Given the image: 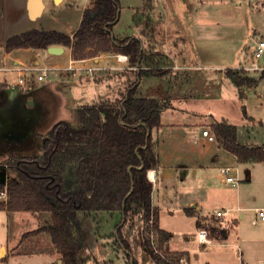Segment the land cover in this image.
Segmentation results:
<instances>
[{"label": "crops", "instance_id": "1", "mask_svg": "<svg viewBox=\"0 0 264 264\" xmlns=\"http://www.w3.org/2000/svg\"><path fill=\"white\" fill-rule=\"evenodd\" d=\"M77 1L38 0L32 5V12L35 13L32 16L30 0H0V23H3L7 31L14 30L0 40V66L22 64L27 68L49 70L46 79L41 82L31 81L25 90L15 92L5 87L0 91V108L11 101L14 104V100H21V97L27 98L26 103L30 108L36 107V103L41 105L36 115L37 119L34 124L32 123L34 151L37 135L45 134L59 121H68L67 117H74L77 108L100 100L115 101L124 94L127 95V80L133 79L135 72L140 71L139 67L120 61L118 59L120 54L114 53H101L94 58L73 60L72 49L62 45H56L64 49L63 53L58 55L50 54L47 50L32 48L16 49L10 53L5 51V43L10 37L34 29L59 31L73 36L81 25L85 10L92 3V0H81V5H77ZM158 3L157 11L156 5L151 0H121L120 20L114 27V35L120 40L137 38L146 50L164 53L172 60L171 66H161L170 70L166 76H144L139 80L137 88L138 97L164 99L170 103V107L162 112L161 127L154 129L152 133L160 163L157 169L148 172V178L149 174L151 176L153 174V178L149 180L154 185L152 204L159 213V227L172 234L168 244L169 250L188 253V258L186 257L185 260L187 259L189 264H196L192 253L194 257L196 255V259H199V254L206 253L210 254L207 258L215 264H229L231 253L234 251L228 248H237L239 256L237 264H264V222L252 223L258 217L257 210L264 209V204L245 207L242 201V187L239 188V184L236 202L232 203L233 205L230 200L222 198V186L226 189L236 186L223 181L220 168L238 169L242 164L238 162L236 155L223 148L217 139L213 142L203 136L205 128H209L214 134L213 124L222 120L230 123V119L224 114L215 116L211 111L201 112L196 106L201 100L210 98L222 100L227 93L222 89V85L225 86L223 82L228 89L234 84L227 77L226 70L246 68V53L242 49L239 51L240 61L232 59L231 62L215 64L210 59L218 57L221 60L222 56L229 55L231 48L236 49L234 38H243L247 34L251 39L257 40V36L264 32V14L258 10V7L264 8V0H163ZM147 7L149 9L145 10ZM158 16L166 18L165 25H168L167 20L182 23L183 30L180 33L176 30L177 37L180 38L177 42L172 44V38L167 34L168 30L159 28L156 31L152 27L153 19ZM16 22L19 25L16 26ZM226 38H230L228 43L226 41L219 43L221 39ZM189 48L188 53L191 57L186 61L184 51ZM240 48L246 49L241 45L237 47L239 50ZM205 60L210 63L206 64ZM71 61H74L73 70L69 69ZM247 64L251 67L253 63ZM181 71L192 73L182 76ZM201 71L217 72V77L206 79ZM232 90L234 97L236 95L240 97V91L244 93L242 101L246 108L244 100L252 97L253 90L250 88L246 90L232 88ZM13 93L17 94L16 97ZM260 99H263L261 105L264 110V96ZM14 107L13 105L15 112ZM246 112L247 117H250L247 110ZM6 113L10 115L12 111ZM19 127L22 128L21 125ZM18 144V142L14 146L2 144L0 158L4 160L12 152L11 150L20 153L18 149L23 146ZM246 182L248 185L253 183L250 169L246 171ZM212 199L221 201L226 207H209V200ZM188 210H191L192 215L187 213ZM206 210L207 212H204ZM243 211L248 212L250 223L255 227L248 232L241 229L240 221L245 219ZM218 212H226L225 216L229 212L233 213L227 218L225 216L218 218ZM0 213H3L2 215L6 213L10 217L12 213H25L17 219L18 226L26 222L29 229L21 231L23 234L20 236L44 225L40 215L45 217L46 223H51L50 213L33 214L26 211H0ZM102 213L108 212L80 213L84 237L87 241L85 253V256L89 257L87 263L112 262L115 248L111 245L114 239L110 235L115 231L122 215L119 212L108 213L110 215L108 221L113 222L114 228L110 235L105 233L103 236L99 231L98 233L95 231V227L87 230V224L96 222ZM164 215H170L172 221L169 225L163 224ZM30 217L35 219L37 224L29 221ZM174 218L182 221L186 226L178 228ZM216 220L226 224L225 239H212L211 245L201 244L197 236L198 230L201 229L199 225L209 227ZM205 229L209 231L208 228ZM40 238L34 237L25 241L18 239L14 246H10L7 239L0 241V257L3 256L0 258V264H5L6 260L18 253L16 248L20 245L26 244L31 247L38 245ZM48 241L50 242L49 238ZM51 247L53 248L52 245ZM42 252L33 256H42L44 264H62L60 255L55 250ZM99 252L104 257L99 259L97 257ZM22 254L28 253L22 252ZM145 257H148L147 253ZM199 264L211 263L202 260Z\"/></svg>", "mask_w": 264, "mask_h": 264}, {"label": "trees", "instance_id": "2", "mask_svg": "<svg viewBox=\"0 0 264 264\" xmlns=\"http://www.w3.org/2000/svg\"><path fill=\"white\" fill-rule=\"evenodd\" d=\"M121 8V0H92L73 36L34 29L6 41L7 53L62 45L72 49L74 60L101 53L126 55L131 66L140 71L127 80V95L77 108L76 122L62 120L45 134L37 135L36 150L30 155L10 152L0 165L15 178L6 183L0 180V211L50 213V224L26 232L21 241L46 235L62 264H85L89 260L85 256L87 241L80 213L97 212L122 215L110 237L114 246L123 250L129 264H139L131 234L139 223V235L150 264H182L181 259L189 254L169 250L172 234L159 227V213L152 204L154 185L148 178V172L160 163L152 133L161 127L162 112L170 103L137 94L142 77L166 76L170 70L161 66L169 63L163 56L158 58V53L143 48L139 39L120 40L114 35ZM226 75L240 90L256 87L260 82L237 69L226 70ZM3 89L1 85L0 91ZM240 98H244L242 91ZM242 108L247 116L245 106ZM213 132L239 163L264 162V147L241 143L236 125L222 120L213 124ZM4 194L6 200L2 199ZM187 213L192 215L191 210ZM199 227L220 232L217 239L223 240L227 235V230L219 226ZM151 233L155 234L156 244L150 240Z\"/></svg>", "mask_w": 264, "mask_h": 264}, {"label": "rangeland", "instance_id": "3", "mask_svg": "<svg viewBox=\"0 0 264 264\" xmlns=\"http://www.w3.org/2000/svg\"><path fill=\"white\" fill-rule=\"evenodd\" d=\"M151 1L153 2V4L156 5V10L158 11L159 10L158 2L160 1L163 2V0H151ZM77 5H81V0L77 1ZM148 7L145 10H148L149 9ZM263 7H264V4H263ZM258 10L260 13L264 14V8H262V6L258 7ZM165 20L166 18H164V16L162 17L158 16L157 18L153 19L154 23L152 24V27L156 31L159 30V28L168 30L167 34H170L172 38V44H173L174 42H177L178 39H180L177 37L176 30H179V33L181 30H183L181 26L182 23H177L175 20H173L172 22L170 20H167L168 25H165L167 24L164 22ZM15 25L17 26L19 24L16 22ZM0 27H1L0 40L2 38H5L7 35H10V33L14 31V30L7 31L3 23H0ZM229 39L230 38L221 39L219 43H223V41L224 42L226 41L228 43ZM234 39L236 40V49L231 48V52L229 53V55L222 56L221 60L220 58L218 59L217 57L216 59H210V61L215 64L216 63L220 64L225 61L231 62L233 60L240 61L239 51L245 50V53H246L245 61L247 63L255 62L253 52L255 48L256 39H251V37L247 36V34L243 38H234ZM257 39L264 40V32L261 33L259 36H257ZM231 40L233 39L231 38ZM240 45L244 46L246 49H243V48H240V50L237 49V47H239ZM186 50L184 51V53H185V60L187 61V60H190L191 55L188 53L190 52V48L187 51ZM158 55H159L158 58H160V56H163L164 60H166V62H168L170 66L172 65V60L168 58L166 54L164 53L161 54V52L160 53L158 52ZM242 60H243V57H242ZM127 62L129 63V59ZM205 63L209 64L210 62L205 60ZM247 63H246L247 69L241 68L237 70L243 71L248 76L260 79V82L258 83L256 87L250 88L251 90H253L252 97H249L247 100H244L245 101L244 103L247 106L246 110L248 111V115L252 118L244 115L243 108H242L243 107L242 99H240L238 95L234 97L232 88L237 89L235 84H231L230 85L231 88L228 89V87L226 86V83L223 82L225 86L222 85V89L224 90V92H227V93L224 97H222V100L219 101L216 98H210L209 100H201L196 104V106L201 112H204V113L211 111V113H213L215 116L220 115V114L227 115L230 119L229 120L230 123L237 126L238 139L241 143H244V144L247 143V144H252L256 146L259 145V146L264 147V110H263V105H261V103H263L262 102L263 99H260L264 96V76L261 77L262 74L264 73V70H261V71L260 70L259 71L249 70L248 67H250V65ZM257 64L261 67H264V55L262 56V58L257 60ZM201 72L205 76L206 79L217 77V72H213V71H201ZM190 73L192 72L191 71H186V72L181 71L180 74L184 76ZM175 74L177 75L178 73L176 72ZM31 81L32 82L36 81V76L33 75ZM243 89L246 90L249 88L243 87ZM11 102L7 103L6 105H3L0 108V151H2L1 150L2 144L7 145V146H11V145L14 146V144L18 142L19 143L18 145L23 146L22 148H19L18 151L20 153H23V155H30L34 152V145H35V141L32 138L33 137L32 123L34 124L35 119H37L36 115L39 113L41 105L39 103H36L37 104L36 107L30 108L29 104L27 105L26 103L27 98L25 97H21V100L20 99L14 100V104ZM13 105L15 106L14 107L15 112L13 111ZM26 105L29 107V109H27ZM20 109L22 110L20 111ZM11 111L12 113L10 115L6 113V112H11ZM19 113H20V117L22 118L20 120H18ZM67 119L68 121L74 123L76 122V115H74V117H71V118L67 117ZM20 125L22 126V128H19ZM13 148L15 149L16 147H13ZM11 151L15 153L16 150L14 151L11 150ZM2 161L3 159L0 158V163H2ZM239 166L240 167L238 168V171L234 175L236 178L239 179V181H241L239 183V188L242 187L241 194H242L243 204L245 205V207L246 206L254 207L259 204L263 205L264 204V164H258L256 162L254 164L246 163V164H242ZM248 169H250L252 173V177H253V183L250 185H248V183L246 182V171ZM10 178L14 179L15 174H12L9 170L8 172L5 173V169L0 168V180H4L7 182V180H9ZM237 190H238L237 186L231 189H226L224 186H222L221 187L222 198H225V200H230L231 205H233L232 203L236 202V194H237L236 191ZM2 199L3 200L7 199L5 194L2 195ZM212 200H209L210 202L209 207H214V208L215 207H221V208L226 207L225 205H223V203H221V201L220 202L218 201L219 198L218 200L216 199H212ZM204 212H207V210ZM232 213L233 212H229L227 216H225V218L229 217ZM243 213L245 214V219L243 221L242 220L240 221L241 229L246 230L248 232L250 229L255 228V227L252 226L250 223V220L248 218V212L243 211ZM2 214L3 213H0V241L2 242L3 240L7 239L10 246H14L15 241H18V239L22 240L21 238L22 236L20 235H22L23 232L21 233V231L29 229V226L27 225L26 222H24V224H22L21 226H18L17 219L20 216L24 215L25 213H12L11 217L7 216L6 213L5 215H2ZM164 216L165 217L163 218V224L169 225V222L172 221L170 215H164ZM40 218H41L42 224L44 225L48 224L45 222L44 220L45 217L43 215H40ZM174 219H176L175 223L178 228H183V226L184 227L186 226V224H184L180 220H177V218H174ZM178 219L180 218L178 217ZM28 220L37 224L35 219L31 217ZM108 220H110V215L108 213H102L98 216L96 222L93 221L91 224H87V230L92 229V227H95L96 228L95 231L97 233L99 231V233L103 234V236L105 235V233H107V235H110V232L113 231L114 224L112 221H108ZM225 225L226 224L221 223L220 220H216L215 222H213V224L209 226L211 228H214L215 226H219L221 230L223 229L227 230L226 227H224ZM140 226H142L141 223L134 226L132 229V233H131L132 239L134 242L135 253L139 259V264H150L148 257H145L146 251L143 248L142 237L141 235H139V233L141 232ZM209 233H210V237H212L213 240H216L215 237L221 236L219 235L220 232H209ZM37 237H41L39 239L38 245H34L32 247L26 244L20 245L19 247L16 248L17 249L16 252L18 253L12 255L10 259L6 260L5 264H44L42 256H33V255H40L43 253L42 251L44 250L49 251V250H54V249L51 247V243L48 241L47 236L41 235ZM31 238H34V237H30L28 239H31ZM28 239H25V240H28ZM111 245L115 248V250L111 258L112 262H109V264H129L127 258L124 255L123 250L116 248L113 242H111ZM88 247H89V244H88ZM232 249L234 252L231 253V260L229 264H237V261L239 258L237 254L238 250L237 248H228V250H232ZM22 252L24 253L27 252L28 254L27 255L22 254ZM208 255L210 254L201 253L199 254V259H196V255L194 257V254L192 253V258L194 262H196V264H199V262H201L202 260L203 261L207 260L211 264H213L214 261L209 260L207 258ZM97 257H99L100 259V257H104V256L103 254L99 252ZM0 258H3V256H1ZM213 258L215 259L216 256L214 255ZM87 264H93V263L88 262ZM222 264H228V263H222Z\"/></svg>", "mask_w": 264, "mask_h": 264}, {"label": "built area", "instance_id": "4", "mask_svg": "<svg viewBox=\"0 0 264 264\" xmlns=\"http://www.w3.org/2000/svg\"><path fill=\"white\" fill-rule=\"evenodd\" d=\"M254 60L249 70L254 71H261L264 70V67H261L257 64V60L262 58L264 55V40L257 39L255 41V48H254ZM118 59L120 61H128V56L126 55H119ZM74 60V59H73ZM71 65L69 67L70 70H73V63L74 61L70 62ZM48 69H41V68H27L22 64H16L13 66H0V86L3 85L4 88H8L9 90L19 92L25 90L29 83L31 82L32 76H36V80L38 82L43 81L48 76ZM203 136L208 138L210 141L215 142L216 136L211 132L209 128H205L203 131ZM238 171L236 167H222L220 168V175L222 176L223 181L226 184L237 186L240 181L238 178L235 177V173ZM149 178H153L149 174ZM258 217L255 218L252 223L257 224L259 221L264 222V209L257 210ZM226 215V212H218L217 217L221 218ZM198 240L201 244L211 245L213 243L212 238L210 237V233L207 229L201 228L198 230ZM150 240L152 244L155 243V234L151 233ZM181 263L185 264V258L181 259Z\"/></svg>", "mask_w": 264, "mask_h": 264}, {"label": "water", "instance_id": "5", "mask_svg": "<svg viewBox=\"0 0 264 264\" xmlns=\"http://www.w3.org/2000/svg\"><path fill=\"white\" fill-rule=\"evenodd\" d=\"M38 1V0H30V10H31V15L34 16L35 13L32 12V5L35 4V2ZM48 53L50 54H53V55H58V54H62L64 49L61 47V46H50L48 49H47ZM13 95L16 97L17 94H14ZM22 119L20 116H18V120ZM20 128V127H19ZM0 168H4L5 169V173L7 172V168L5 166H2L0 165ZM2 182H5L4 180H1Z\"/></svg>", "mask_w": 264, "mask_h": 264}, {"label": "bare ground", "instance_id": "6", "mask_svg": "<svg viewBox=\"0 0 264 264\" xmlns=\"http://www.w3.org/2000/svg\"><path fill=\"white\" fill-rule=\"evenodd\" d=\"M153 172V171H152ZM152 174V173H151ZM152 176H153V174H152Z\"/></svg>", "mask_w": 264, "mask_h": 264}]
</instances>
